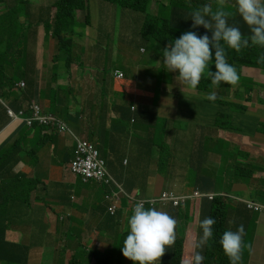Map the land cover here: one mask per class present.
<instances>
[{
	"label": "crops",
	"instance_id": "obj_1",
	"mask_svg": "<svg viewBox=\"0 0 264 264\" xmlns=\"http://www.w3.org/2000/svg\"><path fill=\"white\" fill-rule=\"evenodd\" d=\"M15 1L17 0H1L0 14ZM26 1L30 7L28 8L26 4V7L20 11V19L30 20L28 46L35 50L37 75L29 76L24 87L28 90L32 86L35 88L29 93L37 91L34 96L45 110H53L51 99L54 95L60 96L63 105L68 107L73 115V119L78 120L77 124L69 122L77 132L82 136H91L97 145L100 141H105L112 146L122 129L120 120L113 111L114 104L134 100L132 110L137 114L136 120L141 118L145 122H153L156 118L149 115L144 108L152 106L159 110L164 108L166 118L187 120L185 128L189 132L182 135H187L191 143V166L195 171V183L189 184L186 178L179 179L177 175L172 178L169 171L163 173L165 177L161 174H148V183L158 181L157 190L169 186L181 193L193 187H200L203 191L228 193L242 200H253L264 204V75L261 70L245 67L242 69L243 76L256 83L251 91L243 85L239 89L215 87L216 89L193 90L179 84L176 79L178 73L165 69L162 54L167 45L163 46L156 41L152 42V47L160 64L158 80L152 77L142 78L141 69L131 76L125 73L124 78H117L115 71L113 74H107L90 69L96 54L85 40L88 30L86 25H81V20H84L82 10L77 11L81 37L68 49L75 60L72 58L73 61L67 68L65 58L59 62L54 58L59 54L60 47L46 26V22L54 16L56 10L54 4L57 0ZM152 1V4L162 5L163 8L159 11L168 21L171 11L170 0ZM205 1L211 3L215 10L216 0ZM189 3V7H192L193 1L190 0ZM234 3L235 0H226L225 9L233 13L230 18H239L240 16L235 13ZM196 8H199L197 4L192 10ZM178 10L174 7V14ZM192 10L182 13L184 19L189 22L191 17L188 15ZM179 15L172 18V24L177 27L181 25ZM28 16L29 19L26 18ZM136 33L138 37L146 40L142 35V23H139ZM141 50L146 51L145 47H141ZM138 65L135 63L133 69ZM213 65L214 63L209 68ZM159 86L162 88L156 103L152 100L155 97L154 90ZM55 91L58 93L55 94ZM211 92L216 93L215 102L202 98L203 95ZM22 100L24 101L25 98ZM77 112L80 113L79 118L76 117ZM22 124L20 119L11 120L8 117L6 125L0 130V145L17 132ZM57 136L56 142L43 145L38 155L32 152L22 153L23 157L26 154L27 156L15 167L16 172H24L46 182L45 185H39L35 192L38 197L33 200L34 215L30 219L34 227L22 225L29 223H18L6 234V239L10 242L32 245L27 264H42L45 258L51 261L55 255L53 241L62 246L63 242L59 238L71 226L78 227L75 231L78 240L85 241L88 237L97 234L88 233L85 225L96 224L99 215L93 214L86 218L83 212L92 205H96L99 209L103 208L99 205L104 194L103 188L97 183H85L61 169L59 162L63 159L62 153L67 147L71 150L72 142L65 135ZM34 141L30 139V145H33ZM160 160L161 156L159 164ZM160 168L159 165L158 171ZM108 169L126 189L137 187L127 183L119 171L114 172L110 163ZM228 204L227 230L235 231L241 224L245 229L242 257L246 258V264H264V214L248 211L242 202L230 201ZM60 212H69L71 216L60 222L57 219V214ZM61 223L62 228L57 229V225ZM196 237L197 233L193 237L191 230L188 236L186 235L184 264L190 262L192 251L195 250ZM46 240L49 244L47 246H45ZM15 255L18 258L22 257L23 248L16 250ZM70 257L71 249L68 248L66 258L70 259ZM0 264L8 263L0 261Z\"/></svg>",
	"mask_w": 264,
	"mask_h": 264
},
{
	"label": "clouds",
	"instance_id": "obj_2",
	"mask_svg": "<svg viewBox=\"0 0 264 264\" xmlns=\"http://www.w3.org/2000/svg\"><path fill=\"white\" fill-rule=\"evenodd\" d=\"M18 1L20 0L15 1L13 4ZM89 1L90 0H87L88 3ZM194 1H197L199 8H196L189 13L188 16L191 17V21L189 22L183 17L182 22H180L181 25L179 28H183L182 30L185 32L181 34L179 38L171 41L167 46L165 45L166 47L162 54L165 69L169 72L178 73L176 79L179 84L193 90L199 88L198 86L201 87L204 82L209 81V84L213 87H230L239 89L240 86L243 85L251 91L256 83L250 78L244 77L242 69L244 67H252L247 65L240 67L237 62L232 60V57L235 53L239 54L242 53V51L248 52L250 46H257L258 48H255L258 50L256 55L259 52L257 62H264V0H235L233 7L235 13L240 16L239 18H230L233 13L225 9L226 0H216L217 6L215 10L211 3L206 1L201 3L202 0ZM56 2L54 4L55 7ZM152 2L149 6V13L157 17L159 20L163 17L159 10L163 7L161 4H152ZM169 4H173L176 8H178L177 5L184 7V5L181 4V0H170ZM125 9L128 10V13H131V17L132 12H135L138 15V23H142L143 27L145 14L137 10L129 8ZM79 10L80 9L77 11ZM56 11L57 7L55 13ZM82 11L83 13L85 12L83 14L84 22L89 24L90 14L87 16V11ZM54 16L51 20H48L49 27H47L49 33H52V35L53 30L49 28L53 25L52 20ZM24 20L25 19H21V21ZM196 32L201 35L198 36ZM79 35H81V33ZM53 37L57 40L59 45V40L54 35ZM75 42L76 40H74V43ZM56 56L54 57L55 59ZM73 58L75 60L74 56ZM213 63L214 65L209 68ZM254 68L261 70L264 75L263 69L255 66ZM114 71L117 78H124L125 71L123 69L118 68ZM25 81L26 79H18L15 83V90H22V87L25 86ZM161 88L162 86H159L154 90L155 97L152 100L153 102H158ZM181 90L183 91L182 88ZM36 92L37 91H34L32 95L30 94L32 92H28L30 95L26 94L24 101L22 100L23 97H21V105L19 108L15 109L11 105L10 100L3 96L0 86V104L6 110L7 118L9 117L11 120L20 119L23 122L22 126L30 129V133L27 135L28 148L32 146L30 145L29 140L34 139L33 137L37 132L36 130H40V127H42V130L40 131L42 134L57 133L58 135H65L70 139L72 142V148L69 150L67 147L62 153L63 159L59 162L62 166L61 169L85 183L99 184L104 191L103 197L99 201V205H102L103 208L99 209L96 205H92L83 212V216L86 218L91 217L93 214L99 215L96 224L88 223L85 225V228L88 233L96 232L97 234L94 236L95 238L100 235L101 229L108 231L104 225V220L107 217H111L110 215L116 216L118 212L121 211L122 215L119 217L120 223L118 226L120 229H124L127 226V235L123 240V246L121 249L124 256L123 264H129L130 260L133 261L134 264H158L160 258L164 255L166 248L171 247L174 244L176 238L175 231L177 232L176 235L179 236V225L182 223V220L171 212L172 209H188L189 212V219L183 220L185 225V238L184 251L180 264H184L185 239L190 230L193 233V237L195 233H197V237L194 242L195 250L192 251L189 264H202L204 260L202 252L205 245L213 236V225L215 224V220L212 217H205L202 220V204L204 201L210 202L217 198H220L225 202V232L222 234L219 243L221 244L225 255L229 258L230 264L242 263L245 229L243 224H241L235 231L227 230L226 206L230 201H238L242 202L248 211L264 214L263 203L253 200H242L237 196L228 193L203 191L200 187H193L182 193L166 187L159 192H155L153 195L148 194L147 188L141 189L136 187L126 189L124 184L116 179L109 169H107L108 161L102 155L99 145H97L96 142L93 143L90 141L87 138L88 136H82L79 132H76L73 126L70 125L65 118L61 117L57 111L45 110L39 103L38 99L35 98L34 94ZM202 98L215 102L217 96L215 92H211L203 95ZM133 102L134 100H125L123 104H114L113 111L117 114L119 120L121 119L120 115L122 114H126V118H130L131 121L136 120L137 114L132 110L134 109ZM34 104L39 106L41 114L54 116L57 121L65 125V129H60L57 124L42 123L38 119H33L32 122L29 123L28 119L34 117V110L32 108V105ZM9 110L13 111L14 115H11ZM144 110L154 118L158 116L159 109L154 108L153 106L146 107ZM31 133H33L32 137H30ZM50 144L54 143L51 142ZM87 144L92 145L93 149L97 151L95 156L89 152ZM68 155H71V157L68 158ZM23 160L22 157L20 161ZM162 160L161 157L160 165L162 164ZM24 176L29 175L25 173ZM39 180L41 182L30 190L34 191L32 194V202H28V205L32 208L34 206L33 200L38 197V195H35L36 190L39 185L46 184L44 180ZM124 213L127 214L124 215ZM70 216L71 213L69 212H60L57 214V219L60 222H63ZM26 223L29 224L22 225H30L31 228L34 227L32 221ZM62 226V223L57 225V229H61ZM194 227L199 229L198 232L193 230ZM49 228L50 226H48V229ZM77 229L78 227L71 226L65 231L61 238H59L63 242L61 247L64 248L65 251H67L68 248L71 249V257L68 259L67 264H76V259L83 255V250L88 247V243L93 236L88 237L85 241L78 240L75 236V231ZM31 235L33 236V231ZM36 239H38V237H36ZM11 243L20 245L17 246L18 248H25V246H30V249L32 248L31 244H22L21 242ZM75 243L79 246L78 249L73 245Z\"/></svg>",
	"mask_w": 264,
	"mask_h": 264
},
{
	"label": "trees",
	"instance_id": "obj_3",
	"mask_svg": "<svg viewBox=\"0 0 264 264\" xmlns=\"http://www.w3.org/2000/svg\"><path fill=\"white\" fill-rule=\"evenodd\" d=\"M123 8L137 10L145 14V20L142 27V34L146 40L156 41L162 45H168L171 41L179 38L183 28L175 25L158 26V18L149 13V6L152 0H107ZM29 8L30 4L26 0H20L17 3L6 7V10L0 14V86L2 94L10 100L11 105L17 109L21 105V97L25 98L29 91L34 90L32 86L30 90L23 88L16 89V81L18 79L28 80L29 76H36V57L35 50L28 46L30 41V20L21 21V13L25 7ZM57 11L52 20L53 25L49 29L53 30V35L59 40V54L56 61L65 58L64 62L67 68L72 63L73 54L69 52V48L74 44V40L80 34L78 30L79 19L77 10H86L89 14V3L87 0H58L56 2ZM177 7L182 10V7ZM26 18H30L29 16ZM180 22L183 20V14L179 15ZM46 26L49 27L48 22ZM198 36L201 34L196 32ZM15 40H17L15 42ZM257 46H250L248 52L234 54L232 60L237 62L239 66L252 64L264 70V62L258 63ZM74 59V58H73ZM60 65H58L59 67ZM57 67V68H58ZM200 88V86H198ZM62 87H60V90ZM34 93H30L31 95ZM58 93L55 91V94ZM51 105L54 111L65 118L68 122L78 123L77 119H73V115L69 112L68 107L64 106L60 96L54 95L51 99ZM76 117H80V113H76ZM120 118H126V114L120 115ZM6 110L0 104V129L7 123ZM40 127V126H36ZM40 130L34 135V144L28 148V138L30 129L21 127L15 134L10 136L0 146V261H6L13 264H27L29 258L30 246L23 248L24 255L18 258L15 251L20 246L11 243L6 239L7 231L18 223L31 222L34 215V209L29 206L28 202H32V194L30 191L41 181L35 177L24 176L25 173L15 172V165L22 159V153L30 152L38 154L39 149L46 143H55L57 133L42 134ZM21 154V155H20ZM26 154V156H27ZM23 157V159L26 158ZM71 155H68L70 158ZM108 169V168H107ZM125 203V202H124ZM225 202L217 198L214 201H204L202 204V220L205 217H212L215 220L213 225V236L205 245L202 255L204 260L202 264H230L229 258L225 255L221 244L219 243L222 234L225 232ZM172 213L182 220L179 225V236L175 231V242L171 247H167L164 255L160 258L158 264H180L184 251L185 225L183 220L189 219L188 209L176 210L172 209ZM122 212L119 211L116 216L110 215L104 220L106 229L112 234V238L118 235L117 241H114L105 250L104 256H98L97 250H92L90 255H96V261L102 264H123L124 256L122 254L123 240L127 235V226L120 230L119 217ZM103 218V217H102ZM101 218V220H102ZM24 219V220H23ZM100 220V221H101ZM16 248V249H15ZM84 254V250L82 252ZM129 264H134L130 260Z\"/></svg>",
	"mask_w": 264,
	"mask_h": 264
},
{
	"label": "rangeland",
	"instance_id": "obj_4",
	"mask_svg": "<svg viewBox=\"0 0 264 264\" xmlns=\"http://www.w3.org/2000/svg\"><path fill=\"white\" fill-rule=\"evenodd\" d=\"M189 1L181 0L184 7L182 10H178L176 14L173 12L175 6L170 4L171 11L168 21L163 16L157 21L158 26L164 25L165 27V24L170 26L172 25V18L192 10L197 1L191 0L193 1L192 7H189ZM204 2L205 0H202L201 3ZM89 14L90 23L86 24L84 20H81V25H86L88 34L85 36V40L92 46L96 54L94 64L89 67L90 69L113 74L115 69L120 68L129 76L141 69L142 78L152 77L155 80L160 78V64L153 53V41L143 40L137 36L136 31L139 23L138 15L135 12H132L131 17V13L119 5L104 0H90ZM80 37L81 35L75 40L78 41ZM141 47H145L146 51H142ZM135 63L139 65L133 69ZM249 65L254 68L252 64ZM221 88L218 87V89ZM200 89L216 88L210 85L208 81L204 82ZM119 122L122 129L117 134L115 143L111 146L109 142L100 141L99 148L114 172L115 170L119 171L127 183L137 185L141 189L147 188L150 195L159 192L160 189L156 191L158 181L147 182L148 174L164 176L163 173L169 171L172 178L177 175L179 179L186 178L189 184L195 183V171L191 166V143L187 135H182L189 132L185 128L187 120L182 118L168 119L164 115V108H161L153 122H145L141 118L135 122L129 118H123ZM87 138L95 143L91 136ZM160 156L163 159L161 165L159 164ZM159 165L161 168L158 171ZM219 179L222 180L221 177ZM230 205L228 204V206ZM126 214L124 213V215ZM193 230L198 232L199 229L194 227ZM100 231L99 236L91 237L88 247L84 249V254L76 259V264H102L96 261V255H90L91 251L97 250L98 256H104L105 250L111 243L117 241L118 235L112 238L109 236L112 233L107 230L101 229ZM53 244L55 252L53 259L50 261L49 258H45L42 264H67L65 249L55 241ZM47 245L49 244L46 240L45 246ZM73 245L76 249L79 248L77 243ZM241 264H246V258L243 257Z\"/></svg>",
	"mask_w": 264,
	"mask_h": 264
},
{
	"label": "built area",
	"instance_id": "obj_5",
	"mask_svg": "<svg viewBox=\"0 0 264 264\" xmlns=\"http://www.w3.org/2000/svg\"><path fill=\"white\" fill-rule=\"evenodd\" d=\"M32 108L34 110V117L31 119H28L29 123H31L33 119H38L42 123L57 124L60 127V129H65V125L62 124L61 122L57 121V119L54 116L41 114L40 108L38 105L34 104V105H32ZM9 113L11 115H14L13 111H11V110H9ZM87 148L92 155L95 156L97 154V151L93 149L92 145L87 144Z\"/></svg>",
	"mask_w": 264,
	"mask_h": 264
}]
</instances>
